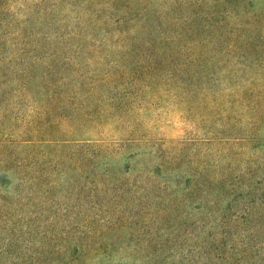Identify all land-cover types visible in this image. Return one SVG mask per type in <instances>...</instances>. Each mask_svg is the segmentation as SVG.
<instances>
[{
	"label": "rangeland",
	"instance_id": "obj_1",
	"mask_svg": "<svg viewBox=\"0 0 264 264\" xmlns=\"http://www.w3.org/2000/svg\"><path fill=\"white\" fill-rule=\"evenodd\" d=\"M32 1L0 0V73L18 42L82 45L87 69L141 83L120 118L150 137L134 142L186 143L190 155L153 175L152 147L134 149L119 176L134 198L87 219L17 223L4 246L15 259L1 261L264 264V0H47L45 16ZM111 165L120 174V158Z\"/></svg>",
	"mask_w": 264,
	"mask_h": 264
},
{
	"label": "trees",
	"instance_id": "obj_2",
	"mask_svg": "<svg viewBox=\"0 0 264 264\" xmlns=\"http://www.w3.org/2000/svg\"><path fill=\"white\" fill-rule=\"evenodd\" d=\"M32 2L37 16L54 7L47 0ZM91 22L106 26L100 18ZM67 35L60 38L67 40ZM49 40L18 42L10 71L0 73V232L8 237L0 244V264H6L2 257L15 259L4 246L12 245L15 231H21L17 223L87 219L134 198L139 188L119 178L128 174L137 155L134 149L152 147L153 175L190 155L186 143L178 148L134 142L150 137L136 128L125 129L128 124L120 118L134 104L141 83L123 75L96 74L86 68L88 51L82 45L65 41L56 46ZM116 158L122 165L113 177L111 162ZM147 181L144 190H149ZM182 185L188 190L190 180Z\"/></svg>",
	"mask_w": 264,
	"mask_h": 264
}]
</instances>
